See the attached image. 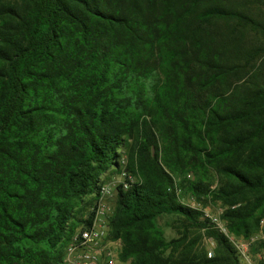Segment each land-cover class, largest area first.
Here are the masks:
<instances>
[{"label":"trees","instance_id":"trees-1","mask_svg":"<svg viewBox=\"0 0 264 264\" xmlns=\"http://www.w3.org/2000/svg\"><path fill=\"white\" fill-rule=\"evenodd\" d=\"M112 165L123 259L246 264L183 196L264 232V0H0V264H65Z\"/></svg>","mask_w":264,"mask_h":264},{"label":"built area","instance_id":"built-area-1","mask_svg":"<svg viewBox=\"0 0 264 264\" xmlns=\"http://www.w3.org/2000/svg\"><path fill=\"white\" fill-rule=\"evenodd\" d=\"M122 174L121 182L126 187L130 183L129 179L136 180L131 172L124 170ZM114 193V185L103 181L91 207V222L80 228L66 247L65 264H130L129 260L120 256L122 239L110 233L115 208L111 200ZM222 211L223 207L213 214L205 207V214L211 216L216 225L232 237L221 217ZM213 253L212 249L208 251L210 256Z\"/></svg>","mask_w":264,"mask_h":264},{"label":"rangeland","instance_id":"rangeland-1","mask_svg":"<svg viewBox=\"0 0 264 264\" xmlns=\"http://www.w3.org/2000/svg\"><path fill=\"white\" fill-rule=\"evenodd\" d=\"M124 157H126L125 152H124ZM122 175H123L122 171L121 172L117 171L114 165H112L111 168L107 171V173L103 175V181L111 182L114 185L115 193L111 199L114 207L116 205L117 193H118L117 185L121 182ZM134 178L137 179L136 175H134ZM87 197L91 198V195H88ZM183 200L191 204H194V205L205 206L206 208L209 209L210 213H213V214H217L219 210L222 208V205L220 204V202L215 201V200L210 201L207 205H204L203 203L198 201V199L191 193H185V195L183 196ZM160 223H162L165 226L166 235L168 237H171L177 234L176 229L174 227L165 225V221L163 218H160ZM263 236H264L263 231L254 235L250 239L245 238V237H238L232 234V238L237 244V246L242 248L241 251H242L243 258L246 264H260L262 260H264V250L253 252L251 248L253 241L256 238L263 237ZM202 241L204 242V245L208 247V251L212 249L213 252H215V247H214L215 240L212 239V237L205 236Z\"/></svg>","mask_w":264,"mask_h":264}]
</instances>
